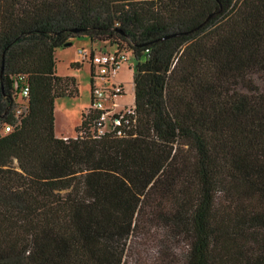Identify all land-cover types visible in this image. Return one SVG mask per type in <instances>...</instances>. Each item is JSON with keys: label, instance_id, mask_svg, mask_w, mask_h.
I'll return each instance as SVG.
<instances>
[{"label": "trees", "instance_id": "trees-1", "mask_svg": "<svg viewBox=\"0 0 264 264\" xmlns=\"http://www.w3.org/2000/svg\"><path fill=\"white\" fill-rule=\"evenodd\" d=\"M79 36L134 60L120 134L54 131ZM0 120V264H264V0H0Z\"/></svg>", "mask_w": 264, "mask_h": 264}, {"label": "rangeland", "instance_id": "rangeland-1", "mask_svg": "<svg viewBox=\"0 0 264 264\" xmlns=\"http://www.w3.org/2000/svg\"><path fill=\"white\" fill-rule=\"evenodd\" d=\"M73 40L72 45L57 48L55 51L56 73L74 76L78 88L77 94L59 96L54 101V129L56 133L66 134L65 136L76 135V125L81 119V109L84 107L85 110L89 106L90 62L83 58L82 65L71 64L75 62L77 45L83 44L80 47L94 51L112 50L116 46L115 43H110L107 40H96L93 41L92 46H89L87 43L89 39L86 36L75 37ZM123 45H125L124 42ZM70 57L71 61L69 62L68 58ZM133 63L132 56L122 60L115 74V79H121L124 82V93L116 95L115 98L116 109H123L125 105L133 102Z\"/></svg>", "mask_w": 264, "mask_h": 264}, {"label": "built area", "instance_id": "built-area-1", "mask_svg": "<svg viewBox=\"0 0 264 264\" xmlns=\"http://www.w3.org/2000/svg\"><path fill=\"white\" fill-rule=\"evenodd\" d=\"M80 58H86L90 62L91 84L90 99L91 106L98 110L95 118V133L101 134L112 131L116 134L122 133L123 126H128L134 119L133 103L125 105L123 109H116V95L124 93V86L115 79L120 62L126 60L128 55L123 50H85L77 48ZM18 101L15 107V115L19 117L26 103L28 85L22 82L18 88ZM14 125L0 120V135L8 132Z\"/></svg>", "mask_w": 264, "mask_h": 264}, {"label": "crops", "instance_id": "crops-1", "mask_svg": "<svg viewBox=\"0 0 264 264\" xmlns=\"http://www.w3.org/2000/svg\"><path fill=\"white\" fill-rule=\"evenodd\" d=\"M73 39H74V38H73ZM73 39L71 40V43H70V44L66 45V47H67V46H70V45L73 44V41H74ZM87 43H88L89 46H92V44H93V42L90 41V40H89ZM81 45H83V44H80V46H81ZM86 45H87V44H86ZM88 45H87V46H88ZM77 46L80 47L79 44H78ZM77 46H76V47H77ZM84 46H85V45H84ZM89 46H88V47H89ZM78 47H77V48H78ZM76 50H77V49H76ZM76 53H77V52H76ZM68 59H69V62H70V61H71V57L68 58ZM82 61H83V59L80 58L79 55L77 54V55L75 56V62L77 63L76 65H77V66H78V65H82V63H83ZM118 69H119V68H118ZM116 80L119 81V82H121L122 85L124 84V82H122L121 79H117V78H116ZM123 86H124V85H123ZM133 90H134V88H133ZM89 99H90V89H89ZM133 100H134V92H133ZM132 103H133V102H132ZM82 109H84V107H83ZM82 109H81V111H82ZM54 128H55V127H54ZM54 131H55V129H54ZM55 133H56V131H55ZM56 134H57V135H62V136H65V135H66V134H61V133H56Z\"/></svg>", "mask_w": 264, "mask_h": 264}, {"label": "water", "instance_id": "water-1", "mask_svg": "<svg viewBox=\"0 0 264 264\" xmlns=\"http://www.w3.org/2000/svg\"><path fill=\"white\" fill-rule=\"evenodd\" d=\"M71 41L67 42V44H70Z\"/></svg>", "mask_w": 264, "mask_h": 264}]
</instances>
